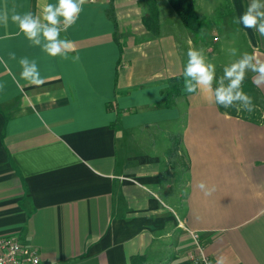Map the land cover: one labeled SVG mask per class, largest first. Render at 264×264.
I'll list each match as a JSON object with an SVG mask.
<instances>
[{
  "label": "crops",
  "instance_id": "0c3cea01",
  "mask_svg": "<svg viewBox=\"0 0 264 264\" xmlns=\"http://www.w3.org/2000/svg\"><path fill=\"white\" fill-rule=\"evenodd\" d=\"M225 2L206 13L195 0L196 37L167 0L156 35L141 21L146 0H87L61 33L75 48L67 59L0 24V235L38 264H191L195 231L211 264H264V84L249 73L242 85L251 113L184 90L190 47L217 78L228 43L264 58V37L233 23L250 0ZM47 3L0 0V12L39 15ZM25 56L43 84L20 79ZM179 77L169 106L163 90Z\"/></svg>",
  "mask_w": 264,
  "mask_h": 264
},
{
  "label": "clouds",
  "instance_id": "9594fccd",
  "mask_svg": "<svg viewBox=\"0 0 264 264\" xmlns=\"http://www.w3.org/2000/svg\"><path fill=\"white\" fill-rule=\"evenodd\" d=\"M86 2L87 0H56V3L45 4L39 15H34L31 11L18 13L13 10L11 15L7 11L0 12V24H7L11 20L32 46L40 47L51 57L67 59L68 54L74 52L75 48L72 41L61 37V33L67 32L77 22ZM233 23L252 29L264 37V0H250L245 11L239 17L233 18ZM231 53L235 56L236 49H232ZM10 58L16 60L15 53H10ZM74 59L78 60L79 57ZM6 63L0 59V64ZM17 63L20 79L36 86L43 84L34 59L25 56L19 58ZM249 73L254 74L253 83L256 86L264 84V58L255 51L243 53L237 60L225 66L222 77L217 78L216 67L207 61L204 50L190 47L183 72L184 90L190 94L208 93V100L216 105L224 108L238 105V110L251 113L255 108L253 99L242 88ZM196 186L206 196L215 190L203 181ZM215 264H227V257L218 256Z\"/></svg>",
  "mask_w": 264,
  "mask_h": 264
},
{
  "label": "trees",
  "instance_id": "16d2710c",
  "mask_svg": "<svg viewBox=\"0 0 264 264\" xmlns=\"http://www.w3.org/2000/svg\"><path fill=\"white\" fill-rule=\"evenodd\" d=\"M158 1L159 0H146L145 11L141 16V21L144 27L155 35L159 32ZM167 1L171 5L173 11L178 15L183 25L197 37L201 31V20L196 14L195 0ZM108 12L113 14L112 5H110V10ZM113 20L115 21L114 18ZM181 88L182 80L181 77H179L171 86L163 90L164 102L169 106L173 105L174 97L180 92Z\"/></svg>",
  "mask_w": 264,
  "mask_h": 264
},
{
  "label": "built area",
  "instance_id": "2783aa9c",
  "mask_svg": "<svg viewBox=\"0 0 264 264\" xmlns=\"http://www.w3.org/2000/svg\"><path fill=\"white\" fill-rule=\"evenodd\" d=\"M193 238L191 264H211L209 256L204 253L198 234L190 231ZM39 254L31 247L23 246L15 235H0V264H38Z\"/></svg>",
  "mask_w": 264,
  "mask_h": 264
},
{
  "label": "rangeland",
  "instance_id": "374dc122",
  "mask_svg": "<svg viewBox=\"0 0 264 264\" xmlns=\"http://www.w3.org/2000/svg\"><path fill=\"white\" fill-rule=\"evenodd\" d=\"M196 2L197 9L203 10L205 12L211 11V9H214L215 7H217V5H219L221 9L223 7V4H226L225 0H196ZM217 10H219V8H215V11ZM217 15L219 16V13ZM233 44L234 43H228V49L225 51V55L218 57V59L216 60L217 63L223 65V62H228L229 65L246 52L245 45L238 44L241 50L236 51V55L233 56L231 53V47Z\"/></svg>",
  "mask_w": 264,
  "mask_h": 264
}]
</instances>
